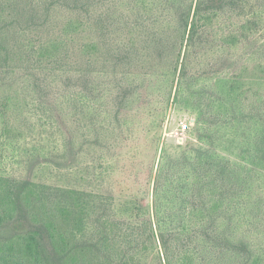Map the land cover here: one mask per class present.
<instances>
[{
	"label": "rangeland",
	"instance_id": "obj_1",
	"mask_svg": "<svg viewBox=\"0 0 264 264\" xmlns=\"http://www.w3.org/2000/svg\"><path fill=\"white\" fill-rule=\"evenodd\" d=\"M82 1L88 12L81 1L55 0L34 22L30 0H0V264H17L16 242L50 220L57 230L38 237L40 264H158L139 209L150 201L148 172L162 150L178 159L202 148L231 160L264 196V170L248 153L264 132V111L251 115L229 90L239 78L264 96V0H235L190 46L176 14L191 0ZM244 19L252 29L223 44L220 35L238 33ZM51 42L60 51L37 60ZM255 76L260 83H249ZM243 178L237 190L248 186ZM22 183L21 219L9 195ZM254 197L244 207L232 200L229 228H221L247 253L220 242L221 250L202 248L206 264H264Z\"/></svg>",
	"mask_w": 264,
	"mask_h": 264
},
{
	"label": "trees",
	"instance_id": "obj_2",
	"mask_svg": "<svg viewBox=\"0 0 264 264\" xmlns=\"http://www.w3.org/2000/svg\"><path fill=\"white\" fill-rule=\"evenodd\" d=\"M68 1L75 7L81 1V5L85 6L87 12L91 6L88 1L87 3L82 0ZM54 3L55 0H34L33 2L30 0L29 9L26 8L25 11H28L31 20L35 22V19H39L41 12ZM235 5V0H191L187 9L181 8L176 14L180 41H186L189 46L194 44L201 35V31L212 25L214 16L219 11L230 9L229 11L232 12ZM1 12H5L3 6H0ZM251 23V20L244 19L238 27V33L220 35V41L227 45L236 44L245 36L246 31L252 29ZM89 49H98V45L91 43ZM37 51V60L46 56L51 57L60 51V44L51 42L42 45ZM186 70V64H182L180 67L182 77L186 75ZM255 77L257 79H252L249 83L259 84L260 78ZM79 79L78 75L77 78L75 76L77 83ZM245 82L243 79L236 78L230 83L229 90L236 95L245 111L259 117L264 111V96L260 88L245 89L243 87L247 84ZM79 98L81 97L77 93L73 100ZM251 145L252 151L248 153L253 156L255 168L264 170L263 131L257 130ZM166 152V150L160 151L156 167L153 168V166L148 172L146 192L150 201L146 207L139 209L142 217L139 221L142 234L146 242L149 241L156 251L158 264H206L202 248L206 250L208 247L218 246L221 250L224 247L222 243L229 249L233 247L235 250L242 249L247 253L245 241L242 239L229 241L228 235L225 234L230 223L226 215L229 214L230 203L234 199L237 201V207H244L246 199L255 194L253 198L255 207L252 211L254 214L256 212V214L264 215V196H256V191L248 183L247 173L244 172V174L240 167L237 169L236 164L231 160L212 157L202 148H196L194 151L183 149L178 159ZM241 175H244L242 180L248 186L237 190ZM24 188L22 183L16 192H11L9 195L14 211L21 219L26 216L22 197H20V192ZM235 188L236 191H233ZM185 212L190 214L191 220L184 219ZM174 215L177 216L173 218ZM220 216L222 219H219ZM3 220L4 214L0 212V224ZM220 220L223 226L216 227ZM250 222L243 223L242 227H246L245 224L249 225ZM56 227V223L51 220L46 223L39 222L33 232L21 237V240L16 242L18 246L16 257L19 260L15 262L40 264L45 249L38 237L46 240L45 237L51 236L57 230ZM221 228L225 231L222 232ZM10 249L13 250V246ZM53 250L52 252L58 254L57 249L53 248ZM257 262L256 259L255 264H258Z\"/></svg>",
	"mask_w": 264,
	"mask_h": 264
},
{
	"label": "built area",
	"instance_id": "obj_3",
	"mask_svg": "<svg viewBox=\"0 0 264 264\" xmlns=\"http://www.w3.org/2000/svg\"><path fill=\"white\" fill-rule=\"evenodd\" d=\"M186 126H187V125H186V124H184V125H183V128H185Z\"/></svg>",
	"mask_w": 264,
	"mask_h": 264
}]
</instances>
